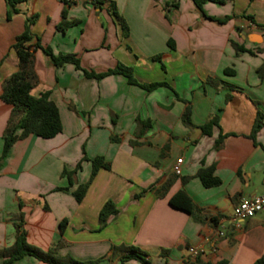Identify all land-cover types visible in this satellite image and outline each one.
I'll use <instances>...</instances> for the list:
<instances>
[{
    "label": "crops",
    "instance_id": "obj_1",
    "mask_svg": "<svg viewBox=\"0 0 264 264\" xmlns=\"http://www.w3.org/2000/svg\"><path fill=\"white\" fill-rule=\"evenodd\" d=\"M100 1L24 0L7 19L0 0V96L18 69L12 46L32 19L31 45L40 48L31 94L48 93L62 125L51 139L18 140L0 161V250L13 244L20 223L29 245L45 252L59 243L56 256L78 262L141 264L122 262L116 250L133 246L151 264H253L264 256V208L239 228L226 219L240 200L264 192V0L206 2L203 14L192 0L177 8L173 0ZM63 13L74 24L62 31ZM45 48L75 55L80 69L56 67ZM118 65L131 68L139 85H163L146 91L119 74H84ZM10 112L0 99V156ZM257 113L262 125L252 137ZM96 157L109 168L96 172L78 203L73 193L89 181ZM78 164L69 181L64 171ZM209 168L220 183L206 188L197 173ZM180 191L193 214L169 205ZM107 201L118 213L99 229ZM189 248L202 252L191 256ZM12 264L45 263L26 256Z\"/></svg>",
    "mask_w": 264,
    "mask_h": 264
},
{
    "label": "trees",
    "instance_id": "obj_2",
    "mask_svg": "<svg viewBox=\"0 0 264 264\" xmlns=\"http://www.w3.org/2000/svg\"><path fill=\"white\" fill-rule=\"evenodd\" d=\"M24 0H6L7 12L6 18L10 19L14 14L17 13L16 5L19 2ZM65 5H71L74 1L70 0H59ZM196 5L198 10L202 12V5L206 2H214L218 4L224 3L225 0H192ZM96 3H101L100 0H95ZM171 7L177 8L178 0H173L170 4ZM169 4L167 6H170ZM109 11L121 25L122 30L125 34L126 26L124 21L117 15L114 5L111 3L109 7ZM203 14V12H202ZM210 20H215L216 22L223 24L225 23L229 17H224L221 19H214L209 17ZM32 19H27L26 24L24 26L23 32L18 35L15 39V43L12 46L14 51L16 52L18 58V69L15 73H13L8 79L3 82L2 85V93L0 99L5 104L11 106L10 116L8 118L6 127L2 133L3 146L2 152L0 156V161L8 154L9 150L12 148L15 142L18 140H22L29 135H35L42 139H51L59 134L62 130V125L58 113V109L55 104L49 99L48 93H44L39 97H34L31 94V90L37 84V77L35 75L33 69V54L34 49L40 48L38 41L31 45L32 35L30 33V25L32 24ZM74 22L65 21V13L62 15V22L59 25V30H65L67 27L73 25ZM33 46V48H31ZM237 48V47H236ZM238 50H240L238 48ZM44 52L48 55L54 65L59 67L63 64L69 63L73 64L77 69L79 67V60L75 55L67 54V55H58L54 56L49 48H45ZM159 57H157L158 59ZM261 71V70H260ZM229 72V71H228ZM227 73V71H226ZM85 76L94 77L96 79L103 78L104 76L111 74H119L124 76L127 79L128 84L137 85L146 91H151L163 84L152 83L149 85H139L136 80L133 78L132 70L129 67H125L123 65H118L115 69L108 70L102 74H93L87 73L84 71ZM183 122L191 126L189 122L188 111L184 112L182 116ZM216 124L214 119H211L206 125L201 127V131L203 134H209V131L212 126ZM262 125V115L257 113L256 120L254 122L252 128V137L254 134L260 129ZM219 141L217 142V144ZM92 171L90 175L89 181L80 186L74 193L73 196L76 202H80L84 196V193L88 187V184L95 176L96 172L100 168L108 169L109 165L103 161L101 157H96L91 160ZM80 168L79 164L70 172L64 171V174L68 177L70 181L71 175ZM197 177L199 178L201 184L206 187L217 186L220 181L213 175L212 169H200L197 173ZM65 191L67 189H64ZM169 205L173 208L186 212L188 214H193V205L191 200L182 192H178L174 197L169 200ZM118 213L116 207L111 201H107L101 208L98 221H99V229H102L106 226L108 219L111 216H114ZM19 220H21L22 216H18ZM65 221H61L59 223V230L63 231ZM20 223L15 224L16 235L15 241L13 244L7 248L0 250V259L2 260V264H12L15 261H18L26 256L32 257L39 262L45 264H98L99 260L95 261H86V262H78L71 258H60L56 256V251L59 246V243L54 247L50 248L47 251H41L26 242L25 234L20 230ZM115 250V249H114ZM119 252L124 254L121 257V261L124 262L126 260H136L141 264H151L147 259V255L137 247L129 246V247H120L118 249ZM126 253V254H125ZM253 264H264V256L257 259Z\"/></svg>",
    "mask_w": 264,
    "mask_h": 264
},
{
    "label": "built area",
    "instance_id": "obj_3",
    "mask_svg": "<svg viewBox=\"0 0 264 264\" xmlns=\"http://www.w3.org/2000/svg\"><path fill=\"white\" fill-rule=\"evenodd\" d=\"M71 2L74 0H70ZM182 159L179 158L175 161L172 166V172L175 175L181 174V166H182ZM264 208V192L256 197L249 198V199H242L239 201L237 205H235L232 209L231 215L226 219V222L233 227L239 228L242 223L246 220L254 217L256 214L260 213ZM220 236L223 233H219ZM202 252L201 249H193L189 248L188 253L191 256H196Z\"/></svg>",
    "mask_w": 264,
    "mask_h": 264
}]
</instances>
